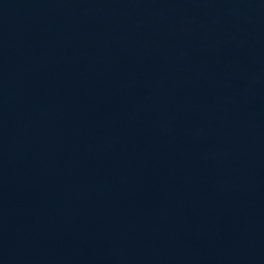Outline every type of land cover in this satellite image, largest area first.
<instances>
[{
    "label": "water",
    "instance_id": "obj_1",
    "mask_svg": "<svg viewBox=\"0 0 264 264\" xmlns=\"http://www.w3.org/2000/svg\"><path fill=\"white\" fill-rule=\"evenodd\" d=\"M0 264H264V0H0Z\"/></svg>",
    "mask_w": 264,
    "mask_h": 264
}]
</instances>
